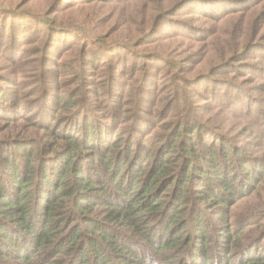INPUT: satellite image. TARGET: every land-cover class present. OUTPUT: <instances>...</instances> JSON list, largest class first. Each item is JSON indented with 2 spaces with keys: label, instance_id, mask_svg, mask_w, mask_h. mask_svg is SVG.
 <instances>
[{
  "label": "trees",
  "instance_id": "1",
  "mask_svg": "<svg viewBox=\"0 0 264 264\" xmlns=\"http://www.w3.org/2000/svg\"><path fill=\"white\" fill-rule=\"evenodd\" d=\"M104 20L98 12L84 23L92 45L106 37ZM57 27L66 28L58 20L44 28ZM161 47L166 53L150 57L167 72L170 52ZM90 58L84 66L95 65ZM144 77L132 73L119 98L108 79L89 92L74 78L48 84L32 100L0 86V264H264V176L249 178L254 169L245 181L238 165L246 156L222 143L232 141L223 132L230 117L205 119L193 90L177 98L149 71ZM149 84L157 88L151 111L140 103ZM236 90L227 92L234 106L213 105L249 129L251 106L263 109L264 100L251 104ZM159 91L171 95L158 100Z\"/></svg>",
  "mask_w": 264,
  "mask_h": 264
},
{
  "label": "rangeland",
  "instance_id": "2",
  "mask_svg": "<svg viewBox=\"0 0 264 264\" xmlns=\"http://www.w3.org/2000/svg\"><path fill=\"white\" fill-rule=\"evenodd\" d=\"M9 1L12 3L0 0V86L15 89L18 98L27 96L32 100L44 95L43 87L48 84L55 86L66 81L62 86L68 87L74 78L89 92L94 84L103 86L101 81L108 79L115 92H121L119 98L132 73L148 83L144 74L149 71L151 79L164 86L165 91L172 89L177 98L193 90V99L205 119L220 123L230 117L231 126L223 132L232 141L222 143L234 149L236 158L241 153L246 156L238 165L245 181L254 169L257 174L248 177L263 181L264 108L259 109L257 103L251 106L247 115L252 117L253 128L246 129L243 120L223 110L222 105L213 104L223 101L234 106L235 96L227 92L236 89L246 92L249 97L244 99L251 104L252 100H264V0H175L168 7L162 6L166 0ZM212 2L219 4L212 9ZM175 4L180 6L174 9ZM98 12L105 17L100 32L106 37L98 38L92 45L88 42L92 40L91 32L84 23L95 19ZM56 20L65 25L64 31L58 27L44 28L46 24L55 25ZM113 31L116 34L112 35ZM161 45L170 52L167 72L158 69L162 65L158 58L150 57L152 50L166 53ZM99 52L103 54L99 58L101 67L95 61ZM90 57H94L95 65L84 66ZM72 68L77 72L73 73ZM94 73L93 78L90 75ZM112 73H117L116 80ZM14 79L19 81L18 86L11 84ZM156 93L157 88L149 84L146 103L140 101L147 110L152 108L147 100H152ZM158 95L159 100L171 94L159 91ZM0 126L5 127V122L0 120ZM145 135L140 133L137 139L141 141ZM143 142L148 144V138ZM232 167L235 168L234 163ZM208 212L217 218L221 216L217 209Z\"/></svg>",
  "mask_w": 264,
  "mask_h": 264
}]
</instances>
